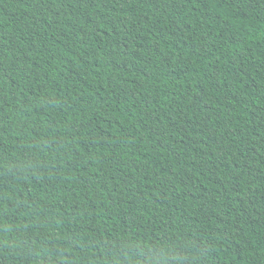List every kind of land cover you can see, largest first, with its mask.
<instances>
[{"label":"trees","instance_id":"1","mask_svg":"<svg viewBox=\"0 0 264 264\" xmlns=\"http://www.w3.org/2000/svg\"><path fill=\"white\" fill-rule=\"evenodd\" d=\"M0 264H264V0H0Z\"/></svg>","mask_w":264,"mask_h":264}]
</instances>
